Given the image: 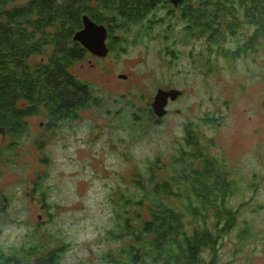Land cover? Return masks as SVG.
<instances>
[{
  "label": "rangeland",
  "instance_id": "rangeland-1",
  "mask_svg": "<svg viewBox=\"0 0 264 264\" xmlns=\"http://www.w3.org/2000/svg\"><path fill=\"white\" fill-rule=\"evenodd\" d=\"M167 9L155 13L163 18L155 23L156 39L136 42L118 58L108 52L75 64L73 72L98 88L102 105L49 129L44 114L30 118L19 159L0 161V248L41 242L47 250L61 248L60 264H105V252L122 243L110 230L120 219L129 182L156 152L169 157L184 139V124L212 116L215 123L201 129L214 139L212 153L225 159L240 187L230 200L238 223L224 235L215 264H264V51L255 61L247 55L234 66L220 57L212 65L207 39L185 40L179 11L171 19ZM159 88L182 94L168 102L160 124L145 120L146 134L136 136L134 105L151 107ZM245 221L252 235L239 238ZM202 255L209 264L210 252Z\"/></svg>",
  "mask_w": 264,
  "mask_h": 264
},
{
  "label": "trees",
  "instance_id": "trees-1",
  "mask_svg": "<svg viewBox=\"0 0 264 264\" xmlns=\"http://www.w3.org/2000/svg\"><path fill=\"white\" fill-rule=\"evenodd\" d=\"M171 4L170 0H0V132L4 136L0 161L19 159L30 118L44 114L49 129L103 104L98 88L73 72L77 62L96 56L73 39L86 14L107 26L106 44L114 58L136 42L157 38L155 23L163 18L156 19L155 13L161 7H169L171 19L179 11L177 24L185 25V40L207 39V62L212 65L220 57L234 66V60L247 55L255 61L264 51V0ZM232 39L234 45L226 47ZM134 106L131 122L138 126L136 136L146 134L141 124L145 120L155 125L163 121L151 107ZM216 119L210 116L201 123L184 124V139L168 158L161 152L147 158L120 199V219L110 232L122 243L105 252V264H203L206 250L211 254L209 264L218 261L224 235L238 223L237 208L230 200L240 187L230 177L225 159L212 153L214 139L201 129ZM34 189H39L38 184ZM38 195L45 197L46 192L40 190ZM252 229L245 221L237 235L249 238ZM60 251L47 250L41 242L21 243L10 251L0 248V264H60Z\"/></svg>",
  "mask_w": 264,
  "mask_h": 264
},
{
  "label": "water",
  "instance_id": "water-1",
  "mask_svg": "<svg viewBox=\"0 0 264 264\" xmlns=\"http://www.w3.org/2000/svg\"><path fill=\"white\" fill-rule=\"evenodd\" d=\"M170 1L174 6L177 7L183 0ZM107 36V26L105 24L97 23L86 14L83 16V27L75 33L73 39L81 43L92 54L103 57L109 52L108 46L106 44ZM181 94L182 90H167L159 88L151 102L153 113L159 118L165 116L168 111V102L170 100H176ZM1 132H3V130Z\"/></svg>",
  "mask_w": 264,
  "mask_h": 264
}]
</instances>
